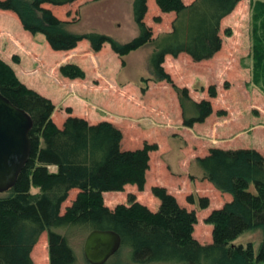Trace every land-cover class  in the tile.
<instances>
[{"label":"trees","instance_id":"1","mask_svg":"<svg viewBox=\"0 0 264 264\" xmlns=\"http://www.w3.org/2000/svg\"><path fill=\"white\" fill-rule=\"evenodd\" d=\"M73 1L0 0V10L13 12L23 30L43 35L54 51L70 50L82 39L93 51L108 42L124 65L129 53L150 45L149 74L175 87L162 67L164 56L183 53L194 62L210 58L220 48L219 22L238 0H192L187 4L182 0H153L159 11L174 13L170 29L154 38L142 21L147 0H132L131 18L137 32L122 41L106 31L68 30V22L44 6ZM255 50L253 77L264 87V75L259 76L260 63L264 70V41ZM2 66L0 60V94L30 117L31 126L26 160L13 185L0 196V264H34L29 253L43 231L48 264H72L73 251L65 234L57 229H79L84 237L93 229L116 232L120 246L103 264L122 249H126L128 264H264V236L255 252L250 243L244 247L234 243L249 229L264 231V157L258 151L214 147L193 160L202 178L230 194L228 202L212 209L204 219L212 226L211 241L201 244L192 237L194 211L180 206L163 187L151 188L159 199L155 211L137 202L132 193L127 194L126 205L119 203L110 209L103 203V192L122 191L127 184L137 190L143 188L148 150L154 148L153 144L122 150L119 129L105 120L89 123L68 115L56 127L50 118V101L19 83L12 69ZM59 70L70 78L81 73L69 63ZM139 81L143 83L145 78L140 76ZM175 89L180 104L190 100L185 87ZM208 96H214L212 87ZM191 108L194 114L182 117L186 127L203 121L211 111L205 99L191 101ZM74 189L73 200L60 213V205ZM186 201H194L191 194ZM195 202L205 208L208 198L197 195Z\"/></svg>","mask_w":264,"mask_h":264},{"label":"rangeland","instance_id":"2","mask_svg":"<svg viewBox=\"0 0 264 264\" xmlns=\"http://www.w3.org/2000/svg\"><path fill=\"white\" fill-rule=\"evenodd\" d=\"M131 1L74 0L61 6H44L57 18L67 21L68 30L106 31L122 41L137 32L131 18ZM182 1L187 4L192 0ZM173 17V12L159 11L153 0L146 1L142 21L150 28L153 38L170 29ZM218 35L220 48L208 59L194 62L183 53L175 57L164 56L162 67L173 85L187 90L190 100L180 104L171 83L156 80L149 74L147 57L150 45L129 53L124 65L108 42L93 51L82 39L70 50L54 51L43 35H32L23 30L13 12L0 10L2 67L12 69L19 83L50 101L53 106L50 118L56 127L61 126L68 115L82 117L89 123L104 119L116 128L118 126L123 146L140 148L144 143L154 145L148 150L147 181L144 173L146 185L143 184L141 190L129 184L121 193L104 192V205L110 209L119 203L126 205L127 191L130 190L137 202L155 211L159 199L151 188L163 187L178 204L194 211L196 221L192 237L201 244L211 241L212 226L204 219L212 209L228 202L230 194L216 189L202 178L201 170L193 160L205 156L214 147L249 148L264 157V87L261 80L254 81L253 77V54L264 41V0H238L232 11L220 20ZM67 63L79 68L80 76L70 78L62 74L59 67ZM260 64L263 69V64ZM262 69L259 76L264 75ZM140 76L145 78L143 83L139 81ZM209 87L214 90L213 97L208 96ZM94 88L96 90H91ZM104 88L105 93L99 94V90L102 93ZM109 93L115 96L106 95ZM147 93L162 94V103L151 99ZM200 99L208 100L210 114L201 122L184 126L182 117L194 114L191 101ZM136 104L144 108L143 113L134 110L133 105ZM144 124L152 136L147 141L143 140L138 129ZM155 173L157 176L154 177ZM153 182L158 185L151 186ZM76 192L74 189L68 193L60 205V213L71 203ZM4 193L0 192V196ZM189 194L194 199L192 203L186 201ZM197 195L207 196L205 208L197 206ZM56 231L67 237L75 257L72 264H87L82 256V232H78L79 229ZM263 236L262 229L252 228L239 235L234 243L242 247L250 243L255 252ZM29 256L34 264H48L44 231L38 235ZM107 264H128L126 249Z\"/></svg>","mask_w":264,"mask_h":264},{"label":"water","instance_id":"3","mask_svg":"<svg viewBox=\"0 0 264 264\" xmlns=\"http://www.w3.org/2000/svg\"><path fill=\"white\" fill-rule=\"evenodd\" d=\"M30 117L0 94V192L15 182L28 149ZM120 246L119 235L112 230H90L82 242V256L88 264H103Z\"/></svg>","mask_w":264,"mask_h":264},{"label":"crops","instance_id":"4","mask_svg":"<svg viewBox=\"0 0 264 264\" xmlns=\"http://www.w3.org/2000/svg\"><path fill=\"white\" fill-rule=\"evenodd\" d=\"M90 55L91 56H93L94 57V54L93 53H90ZM167 57V55H165V58ZM125 86V85H124ZM96 88V87H95ZM91 89V90H96V89ZM88 90V89H87ZM91 90H90V92H91ZM106 89L104 88L103 89V91H102V93H100V90H99V94H103V93H105L104 91H105ZM90 94V93H89ZM106 95H109V96H115V95H112V94H106ZM147 96L148 97H150L151 99H153V100H159L161 103H162V94H155V95H150V94H148L147 93ZM143 98H145V97H143ZM92 102V101H91ZM91 102H88L90 105H92L93 106V104L91 103ZM95 105L97 104V103H94ZM98 105V104H97ZM94 107H96V106H94ZM133 107H134V110H139V112H142L143 113V110H144V108H142L141 106H138L137 104L136 105H133ZM137 108V109H136ZM65 118H66V116H65ZM64 118V119H65ZM63 119V120H64ZM63 120H62V122H63ZM102 120H104V119H102ZM105 121H107V120H105ZM57 126V125H56ZM60 127V126H59ZM135 127H137L136 125H135ZM139 128V131L141 132V134L143 135V140L144 141H147V139H150L152 136L148 133L150 130H146L145 129V124H144V126H142V125H140V126H138ZM117 128H118V126H117ZM146 130V131H145ZM151 136V137H150ZM120 148L122 149V150H132V149H135L136 147H129V146H126L125 147V145L123 146L122 144H121V141H120ZM148 167H149V164H148ZM158 169H160L159 167H158ZM155 175H156V173L154 174V177H155ZM157 176V175H156ZM147 177H148V169L146 170V172H145V179H146V181H147ZM146 184H144V186H145ZM154 185H158V183L156 182V183H152V185L151 186H154ZM126 186H129V184H127V185H125L124 186V188L126 187ZM70 191H72V190H70ZM69 191V192H70ZM114 192H116V193H118V192H120L121 193V191H114ZM127 192H129V193H132V194H134V192L133 191H130V190H128ZM126 192V193H127ZM104 192L102 193V198H104ZM103 203H104V199H103ZM180 205V204H179ZM180 206H182V207H184L185 209H187L184 205H180ZM188 210V209H187Z\"/></svg>","mask_w":264,"mask_h":264}]
</instances>
